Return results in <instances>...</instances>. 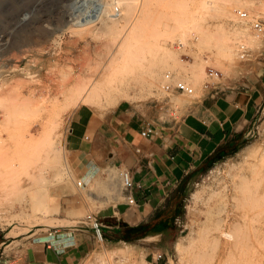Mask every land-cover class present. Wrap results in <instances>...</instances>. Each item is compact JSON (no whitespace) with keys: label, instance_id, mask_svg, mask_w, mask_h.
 <instances>
[{"label":"rangeland","instance_id":"1","mask_svg":"<svg viewBox=\"0 0 264 264\" xmlns=\"http://www.w3.org/2000/svg\"><path fill=\"white\" fill-rule=\"evenodd\" d=\"M123 1L118 19L91 24L69 21L53 0H4L2 4L0 251L4 255L17 253L29 238L69 224L61 219L63 195L79 194L88 214L95 216L124 201L121 169L107 168L84 186L77 185L81 178L71 169L63 143L69 118L78 106L105 111L127 100L153 106L159 120L179 118L202 94L208 68L229 75L251 63L263 45L236 11L264 21V0ZM241 43L252 50L247 60L239 57ZM168 72L189 83L195 93L164 91L161 85ZM91 85V98L83 102ZM261 152L262 132L188 190L179 223L172 230L149 242H109L102 235L81 264H146L155 250L164 252L172 264H264V194L252 205L248 200L251 207L233 199L230 177L245 160ZM255 202L263 205L255 207ZM238 209L249 211L250 228L233 223L234 214L241 213ZM257 214L262 217L258 222ZM227 218L228 223L221 225V219ZM221 230L233 232L234 238L222 236ZM177 242L183 250L176 249Z\"/></svg>","mask_w":264,"mask_h":264},{"label":"crops","instance_id":"2","mask_svg":"<svg viewBox=\"0 0 264 264\" xmlns=\"http://www.w3.org/2000/svg\"><path fill=\"white\" fill-rule=\"evenodd\" d=\"M157 114L153 106L124 100L105 111L80 105L70 116L63 146L77 178L86 183L118 168L139 185L136 205L124 200L96 214L109 242H149L172 230L188 190L246 146L251 131L264 133V41L251 63L222 74L179 118ZM147 125L161 136L142 137ZM88 213L79 194L63 195L61 219L69 224L29 238L17 253L0 251V264H81L99 240Z\"/></svg>","mask_w":264,"mask_h":264},{"label":"built area","instance_id":"3","mask_svg":"<svg viewBox=\"0 0 264 264\" xmlns=\"http://www.w3.org/2000/svg\"><path fill=\"white\" fill-rule=\"evenodd\" d=\"M44 1V0H40ZM59 3L64 12L65 18L69 21H75L76 24H91L101 19H118L122 15L120 4L123 0H53ZM108 6H113L111 9ZM236 14L240 21L246 22L256 38L264 41V21L254 18L248 12L237 10ZM252 50L245 44L241 43L238 46V53L241 60H247L251 55ZM207 80L204 83V89H208L222 77V73L212 68L207 70ZM161 88L166 92H178L186 96H192L195 93L194 88L185 80L175 77L174 74L168 72L164 75V81ZM259 135L258 128L249 133L250 138ZM141 136L144 138L160 137L161 133L151 125H147L141 130ZM120 178L123 185V198L129 205H136L137 201L133 191L139 187L133 179L129 171L121 169ZM84 181L77 182L79 187L84 186ZM86 220L92 225L98 238L102 240V223L94 214H87ZM179 223V219L176 220ZM56 264V263H52ZM146 264H172L164 252L160 250L153 251L152 255L147 259Z\"/></svg>","mask_w":264,"mask_h":264},{"label":"bare ground","instance_id":"4","mask_svg":"<svg viewBox=\"0 0 264 264\" xmlns=\"http://www.w3.org/2000/svg\"><path fill=\"white\" fill-rule=\"evenodd\" d=\"M3 2H4V0H0V9H1V7H2V4H3ZM1 14V13H0ZM92 90H93V88H92V85H91V87L89 88V89H87V91H86V93L83 95V97L81 98V100L83 101V102H88V100L91 98V94H92ZM83 102H81V103H83ZM78 104V103H77ZM76 104V105H77ZM76 107V106H75ZM106 113H108V112H106ZM70 119V118H69ZM253 152V151H252ZM258 152V151H257ZM251 155H252V153H251ZM256 156H255V158L254 159H247V160H245L244 161V163H242L240 166H238L237 167V169H235L234 170V172H233V174H230V177H231V180H232V182H233V186H234V189H235V191L234 190H232L231 192H234V194L232 195V197H233V199H236V200H243L244 202H247V204H249L248 203V200L249 201H251V205H252V203L254 202V200H257V198L258 197H260V196H263V194H264V166H262L263 164H264V152H261V153H257V154H255ZM242 159V158H241ZM229 166H232V165H230V164H228ZM227 165V166H228ZM236 166V165H235ZM263 168H262V167ZM227 168V167H226ZM230 168V167H229ZM231 169V168H230ZM226 171V170H225ZM224 171V172H225ZM228 171V170H227ZM226 171V172H227ZM226 175H227V173H226ZM228 176H229V173H228ZM227 176V177H228ZM226 180H228V179H226ZM225 180V181H226ZM230 180V181H231ZM89 181H90V179H87L86 180V183H89ZM224 181V182H225ZM231 182V183H232ZM230 183V182H229ZM228 185V184H227ZM224 186H225V184H224ZM227 187V186H226ZM224 189V188H223ZM232 189H233V187H232ZM226 192V191H225ZM230 192V193H231ZM196 194V193H195ZM197 194H199V193H197ZM228 194H229V192H228ZM194 195V194H193ZM231 195V194H230ZM198 196V195H197ZM227 196V195H226ZM257 197V198H256ZM194 197H192V199H193ZM230 198H231V196H230ZM260 198H262V197H260ZM233 199H231V200H233ZM253 199V200H252ZM258 200H259V198H258ZM260 201V200H259ZM262 201H263V199H262ZM194 202H196V201H194ZM233 202V201H232ZM242 203V202H241ZM240 203V204H241ZM256 203V204H255ZM253 205H255V207H257L256 205L257 204H261V206L263 205L262 203H260V202H255ZM229 204H231V203H229ZM234 204V203H233ZM232 204V205H233ZM237 205L239 204V203H236ZM238 205V206H241V205ZM235 205V204H234ZM237 206V207H238ZM243 206V205H242ZM249 206H250V204H249ZM231 207V206H230ZM247 207V206H246ZM245 207V208H246ZM251 207V206H250ZM250 207H248V209L250 210ZM254 207V206H253ZM260 207V206H259ZM258 207V209H260ZM233 208V207H232ZM232 208H231V211H232ZM239 208V207H238ZM244 207H242L241 208V210L243 209ZM257 209V210H258ZM240 209H238V210H236V212L238 211V212H241V213H239V215H238V213H237V215L239 216V218H236V214H234V220L231 218V220H233V223L235 224V225H237L236 227L238 228H241V226L239 225V224H244V226H248V224L247 223H249L248 221V216H247V212H249V211H247L246 209L245 210H243V211H239ZM256 210V211H257ZM262 209H260V211H261ZM233 211H234V209H233ZM245 211V212H244ZM247 211V212H246ZM251 211V210H250ZM255 211V212H256ZM242 212H244V213H242ZM230 213V212H229ZM235 213V212H234ZM262 213V212H261ZM228 214V213H227ZM231 214V213H230ZM229 214V215H230ZM233 214V213H232ZM252 214L253 215H256V214H254V212L252 211ZM236 215V216H235ZM249 215V214H248ZM250 215H251V213H250ZM250 215H249V217H250ZM232 216V215H231ZM260 216V215H259ZM259 216H258V214H257V216H255V217H258V218H256V221L259 219ZM227 216H225V218H226ZM253 217V216H252ZM228 218H230V217H228ZM221 219V225H223L222 223H228V221H229V219ZM260 218H262L261 216H260ZM260 220V219H259ZM218 221V220H217ZM252 222V221H251ZM258 222V221H257ZM262 222V221H261ZM231 223H232V221H231ZM256 223V222H255ZM218 224V223H217ZM246 224V225H245ZM260 225H261V223H259ZM225 225V224H224ZM231 225V224H230ZM234 225V226H235ZM226 226V225H225ZM228 226H229V224H228ZM244 226L242 225V227H243V229H244ZM246 226V227H247ZM253 226H254V224H253ZM256 226H258V225H256ZM262 226V225H261ZM223 227V226H222ZM230 227V226H229ZM236 227H234V228H236ZM249 227V226H248ZM247 227V228H248ZM252 227V226H251ZM225 228V227H224ZM224 228H222V229H224ZM231 228V227H230ZM250 228V227H249ZM259 229V228H258ZM229 230V229H228ZM232 230V229H231ZM239 230V229H238ZM261 230V229H260ZM222 231V230H221ZM225 231V230H224ZM233 231V230H232ZM254 231H255V229H254ZM220 232V231H219ZM223 232V231H222ZM258 232L260 233V231L258 230ZM240 233V232H239ZM239 233H238V235H239ZM256 233H257V231H256ZM256 233L254 234V235H256ZM263 233V231L261 232V234ZM233 232L231 233L230 231L228 232H223V235L222 236H225V237H227V238H232L233 237ZM244 235V234H243ZM251 235V234H250ZM253 235V234H252ZM251 235V236H252ZM254 235L252 236V238L251 239H253V237H254ZM219 236H221V235H219ZM241 236V235H240ZM259 236H260V234H259ZM259 236H256V238H259ZM242 237V236H241ZM234 238V237H233ZM245 238V237H244ZM255 238V237H254ZM244 240V239H243ZM231 241H233V240H231ZM236 241H238V240H236ZM247 241V240H246ZM253 241V240H252ZM256 241H260L259 239L258 240H256ZM218 242V241H217ZM241 242V241H240ZM244 242H245V240H244ZM253 243H254V241H253ZM237 244H239V243H237ZM176 246V249L177 250H181L182 249V244L180 243V242H177L176 244H175ZM258 245H260L259 243H258ZM238 247V246H237ZM234 248H235V246H234ZM232 249V248H231ZM236 249V248H235ZM183 250V249H182ZM178 252H180V251H178ZM182 253V252H181ZM231 253V252H230ZM192 261V260H191ZM194 264V263H193Z\"/></svg>","mask_w":264,"mask_h":264},{"label":"trees","instance_id":"5","mask_svg":"<svg viewBox=\"0 0 264 264\" xmlns=\"http://www.w3.org/2000/svg\"><path fill=\"white\" fill-rule=\"evenodd\" d=\"M128 242H135V241H128Z\"/></svg>","mask_w":264,"mask_h":264}]
</instances>
